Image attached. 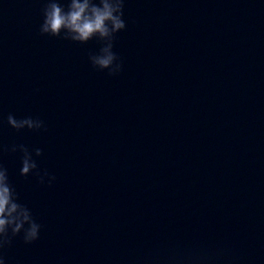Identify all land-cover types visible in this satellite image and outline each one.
Wrapping results in <instances>:
<instances>
[{"label": "clouds", "instance_id": "clouds-1", "mask_svg": "<svg viewBox=\"0 0 264 264\" xmlns=\"http://www.w3.org/2000/svg\"><path fill=\"white\" fill-rule=\"evenodd\" d=\"M125 3L126 0H43L39 34L79 45L95 40L99 48L89 52L91 67L107 72L110 77L118 76L123 71V61L114 48L117 34L127 27ZM6 122L17 132L47 131L45 121L39 117L16 118L9 113ZM9 152L21 154L20 176L34 175L39 184L48 186L56 180L47 170L41 171L34 159L43 155L41 148L0 144V264H7L5 253L17 238L30 245L40 238L43 227L31 208L21 202L20 194L9 179L8 169L2 162L3 154Z\"/></svg>", "mask_w": 264, "mask_h": 264}]
</instances>
